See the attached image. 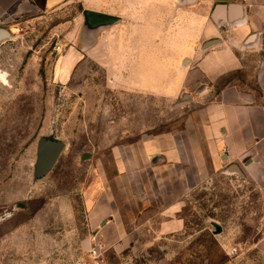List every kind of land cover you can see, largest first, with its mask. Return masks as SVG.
<instances>
[{"label":"rangeland","instance_id":"obj_1","mask_svg":"<svg viewBox=\"0 0 264 264\" xmlns=\"http://www.w3.org/2000/svg\"><path fill=\"white\" fill-rule=\"evenodd\" d=\"M133 2L125 12L109 14L119 22L93 32L101 40V64L80 61L63 81L57 76L62 55L78 37L88 36L71 23L81 15L79 7L68 4L56 13L32 15L24 26L10 29L11 39L0 43V264H38L39 245H45L40 236L51 233L53 215L62 220L61 203L73 204L82 224L81 190L94 177L93 167L110 166L113 145L182 130L190 109L197 107L190 108L185 95H193V105H198L208 101L200 100L206 92H197L200 87L210 86L209 93L215 94L229 84L258 95L253 52L242 46L237 54L248 57L240 70L216 83H199L177 100L125 88L126 63L118 61L115 73L113 56L147 55L152 74L158 56L172 60L176 55V62L190 72L192 66L184 60L190 53L178 55L175 41L211 24L207 0ZM197 41L203 53L207 41ZM194 42L189 44L194 47ZM76 46L81 49V44ZM41 138L64 144L57 162L45 171L36 167ZM261 148L253 170L231 174L222 169L185 197L182 216L193 222L191 228L154 242L144 253L128 250L118 255L109 250L105 264H264V145ZM213 222L222 233L215 234Z\"/></svg>","mask_w":264,"mask_h":264},{"label":"crops","instance_id":"obj_2","mask_svg":"<svg viewBox=\"0 0 264 264\" xmlns=\"http://www.w3.org/2000/svg\"><path fill=\"white\" fill-rule=\"evenodd\" d=\"M68 4L81 9V15L71 23L83 30L85 11L120 13L134 2L0 0V27L9 30L22 27L30 22L32 15L56 13ZM207 4L212 11L218 4L241 6L245 21L231 24L211 19V24L200 33L192 30L189 39L175 41L178 55L190 53V57L184 59L192 66L190 72L176 62L174 55L172 60L165 56H158L157 61L152 59L158 65L155 72L148 74L149 56L137 57L127 52L125 58L113 56L111 69L117 73V62L126 63L125 88L174 101L199 83H216L240 70L248 57L237 54L242 46L253 52L250 55L256 65L254 77L259 87L258 95L237 84L221 87L215 94L209 93L210 86H202L197 92L203 93L205 88L206 92L200 100L208 98V101L193 105L194 96L188 97L190 100L186 104L190 108L197 107L190 109L182 130L142 135L132 143L113 145L110 166H94V177L86 181L81 190L82 224L81 217L74 213L73 204L61 203L62 220L57 219V214L53 215L56 220L52 221L54 226L49 227L51 233L40 236L45 238V245H39L38 264H88L89 252L94 246L104 253L111 250L118 255L128 250L134 254L147 252L154 242L183 233L185 222L179 214L185 197L199 183L208 181L222 169L225 173L243 174L245 170L256 168L264 145V0H207ZM73 37L74 33H70L69 38ZM199 38L207 41L203 53L198 50ZM192 39L194 47L189 44ZM100 41L91 33L78 37L79 43L70 44L59 61V79L66 80L80 61L100 63ZM78 44L81 49L77 48ZM172 62L177 65H171ZM54 208L52 212L55 213L57 209ZM141 238L151 240L141 242Z\"/></svg>","mask_w":264,"mask_h":264},{"label":"water","instance_id":"obj_3","mask_svg":"<svg viewBox=\"0 0 264 264\" xmlns=\"http://www.w3.org/2000/svg\"><path fill=\"white\" fill-rule=\"evenodd\" d=\"M85 18V25L83 33L90 35L97 31L99 27L107 25H114L120 21V18L102 13H94L91 11H85L83 13ZM211 19L214 22L223 21L231 24L243 23L245 21L244 14L241 6L238 5H221L218 4L214 7L211 13ZM12 38L11 31L6 27H0V43ZM253 40V39H252ZM251 40V41H252ZM186 97H189L186 95ZM64 148V144L56 139L41 138L38 143V163L37 169L39 171H45L52 167L59 159L61 152ZM235 171H240L238 168L233 167ZM215 228V234L222 233V227L216 223H212Z\"/></svg>","mask_w":264,"mask_h":264},{"label":"built area","instance_id":"obj_4","mask_svg":"<svg viewBox=\"0 0 264 264\" xmlns=\"http://www.w3.org/2000/svg\"><path fill=\"white\" fill-rule=\"evenodd\" d=\"M88 264H105L104 252L99 247L94 246L91 248Z\"/></svg>","mask_w":264,"mask_h":264},{"label":"trees","instance_id":"obj_5","mask_svg":"<svg viewBox=\"0 0 264 264\" xmlns=\"http://www.w3.org/2000/svg\"><path fill=\"white\" fill-rule=\"evenodd\" d=\"M180 215V217H181V219H183L184 220V222H185V229H184V231L183 232H185V230L187 229V228H191L190 226L193 224V222L192 221H186V218L184 217V216H182V211H181V213L179 214ZM217 223V222H216ZM194 224H195V226H199L200 225V222H195L194 221Z\"/></svg>","mask_w":264,"mask_h":264},{"label":"bare ground","instance_id":"obj_6","mask_svg":"<svg viewBox=\"0 0 264 264\" xmlns=\"http://www.w3.org/2000/svg\"><path fill=\"white\" fill-rule=\"evenodd\" d=\"M2 79H3L4 81H6V78H5V76H2Z\"/></svg>","mask_w":264,"mask_h":264}]
</instances>
